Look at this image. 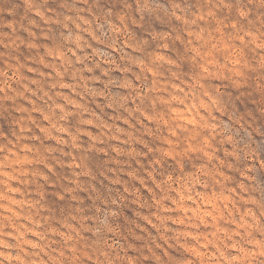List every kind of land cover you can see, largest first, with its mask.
Here are the masks:
<instances>
[{
    "label": "clouds",
    "instance_id": "9594fccd",
    "mask_svg": "<svg viewBox=\"0 0 264 264\" xmlns=\"http://www.w3.org/2000/svg\"><path fill=\"white\" fill-rule=\"evenodd\" d=\"M203 3L205 7L189 14L175 2L171 3L170 8H160L149 0H125L123 10L113 15L111 10L97 13L89 0H71V3L62 5L65 9L62 20L52 9L32 7V12L45 24L63 23L67 32L63 36L64 46L53 47V50L62 51L64 55L49 61V64H55L60 75L55 69L47 67L50 69L47 78L55 80L47 88L41 83L32 84L25 80L23 83L29 85L27 89L21 85V91L14 86L8 89L7 85L0 89V103L24 100L25 107L14 111L27 114L26 119L22 117L14 121L17 130L11 136L0 131V141H4L0 142V188L3 189L0 195L8 196L13 191L23 197L30 195L19 187H13L14 183L34 184L36 190L38 187L43 189L44 185L53 187L51 176L56 174L62 164L72 170L67 182L78 187L79 178L83 174L80 171L81 164L67 166L69 161L77 160L73 155L74 150L80 147L77 141L87 138L94 147H102L107 141H113L114 136L120 135L116 128L121 127L123 121L130 122L131 129L139 125L151 131L150 126L155 125L160 137L166 136L167 140L172 141L171 145L164 141L167 147L158 151L162 157L175 163L177 175L158 180L153 175L155 168L152 172H146L147 179L160 192L165 193L161 200L170 202L169 198H176L179 202L173 185L184 192L187 184L192 195L196 194V188L208 193L220 191L221 188L226 190L233 181L226 183L225 178L220 176L221 172L227 173L229 177H232L234 171L239 175L244 173V180L254 182L256 176L253 174L264 170V131L253 127L250 122H247L248 128H245L241 122L243 118L237 117L226 102L225 93L233 87L243 90L254 86L264 95V0H203ZM221 11L227 13L223 19L217 18V13ZM50 12L53 13L51 16L48 15ZM158 12H162L163 17L170 20L179 21L182 32L176 33L174 37L169 33L160 44L159 48L167 60L157 58L161 51L140 47L132 50L139 54L135 59L139 63H133L129 60L128 51L129 45L133 44L130 42L129 25L137 26L145 14ZM117 27L121 29L120 33H117ZM117 36L129 37L128 43H117L115 39L109 42L110 37ZM44 39L49 37L45 35ZM173 39L182 54L171 50L169 41ZM144 43L147 44V41ZM97 45L101 47L97 48ZM109 49L113 53H119V62L109 54ZM102 65H111L113 70L121 74L128 73L129 78H108L102 87H98L101 80L97 70ZM189 65L192 67L189 68ZM44 75L41 72V76ZM103 76H109L107 68L103 69ZM127 81L131 83L125 86ZM65 82L69 87L61 88L60 85ZM112 88L123 89L126 94L117 98L112 93ZM89 101H94L95 107ZM129 102L134 107H128ZM38 108L50 116L48 121L43 119V115H37ZM98 108L101 110L98 111ZM104 111L120 114L106 119ZM75 115L81 117L80 127L77 129L69 126L70 118ZM147 116H153L155 120L149 121ZM183 117H189L187 122ZM60 127H66L68 133H62ZM45 130L52 133L51 138ZM89 132L98 139L93 140L92 136L87 135ZM241 132L246 137L243 144L238 139ZM147 134L146 132L145 135ZM73 135L76 137L75 143ZM124 137L121 144L127 143ZM33 141L34 144L31 143ZM49 143L52 144L51 147L48 146ZM163 149H168L172 155L168 156ZM209 153H212V159L208 158ZM144 155L146 157L147 153ZM186 160L191 162L187 168ZM241 160L244 163L236 166V162ZM153 164L161 166L159 159L153 161ZM188 174H191V179ZM134 178L137 180L139 177ZM197 178L201 183H196ZM143 185L145 189L148 188L147 184ZM232 187L235 188V193L229 194L239 207L250 209L245 218L252 227L237 230L235 236H240L243 244L235 241L234 245L233 239L228 238L227 241L231 243L227 242L223 247L225 251L235 249L243 253V256L232 257L237 258L239 264H264V226L261 225L264 220V189L250 188L245 184L244 188H240L238 184ZM125 191L133 194L127 188ZM168 193H175V197ZM189 194L185 192L186 196ZM241 198L247 203L242 202ZM196 199L199 200V196ZM40 200H37L38 207L42 205ZM117 203L116 200L112 201L114 205ZM153 203L156 204L155 199ZM108 207L107 201H101V208ZM175 211L173 208L172 212ZM114 215L116 212L112 210L106 215L91 219L93 227L89 228L85 227L89 223L87 215L72 216L71 221L74 223L68 220L58 221L60 228L64 229L63 233H67L71 239L61 236V231H56L53 235L62 237L71 255H66L63 250L53 249L56 256L45 253L48 260L33 259L32 256H39V253H28L26 242L15 239L17 242L14 245L0 243V249L12 248L18 253L14 256L7 252L0 253V264H49V261L51 264H129L127 257L113 254L116 247L114 244L108 245L107 249L91 245L87 246L90 250H78L74 247L81 242L85 231L91 232L93 236L108 231V216ZM40 216L41 219L48 218L44 219V226L49 225L48 232L51 218L47 215ZM194 223L199 229V222ZM254 232L260 238H252ZM5 237L7 233L0 232V241H6ZM244 245H250L251 250L245 251ZM23 256L29 258L21 260ZM237 260H230L229 264H235ZM133 264L136 262L133 261ZM188 264L192 262L189 261ZM201 264H225V260L218 252L214 257L208 256L202 260Z\"/></svg>",
    "mask_w": 264,
    "mask_h": 264
},
{
    "label": "rangeland",
    "instance_id": "374dc122",
    "mask_svg": "<svg viewBox=\"0 0 264 264\" xmlns=\"http://www.w3.org/2000/svg\"><path fill=\"white\" fill-rule=\"evenodd\" d=\"M149 2L159 5L160 8H170L171 3H179L189 14L198 8L205 7L203 0H149ZM65 3H71V0H0V89H4L5 85L8 89L14 86L18 91H21L19 85L27 89L29 85L23 83L25 80L32 84L41 83L45 88L50 83H55V80L47 78V73L50 71L48 68L55 69L58 75L60 73L55 68V64H49V61L54 57H63V52L54 51L53 47L64 46L63 36L67 35V32L63 23L45 24L39 16L32 12L31 8L52 9L62 20L65 14L62 5ZM89 3L93 5V10L97 13L111 10L115 15L123 10L125 0H89ZM52 14L48 13L50 16ZM225 15L227 13L221 11L217 13V18L223 19ZM157 16L161 18L158 19ZM129 27L130 42H133L129 45V60L137 64L139 61L135 59L139 54L133 53L132 50L143 47L161 51L157 58L167 60L168 58L159 48L160 44L164 42L169 33H172L174 37L176 33L182 32L180 22L163 17L162 12L145 14L139 25H129ZM116 31L120 33L121 29L117 27ZM45 35L49 39H44ZM111 39H115L117 43L123 41L127 44L129 37H110L109 42ZM145 41L147 44L144 43ZM169 46L172 51L182 54L174 39L169 41ZM96 47L100 48L101 46L97 45ZM165 48H167L166 44ZM109 54L119 62V53H113L109 49ZM191 67L192 65H189V68ZM104 68L109 70L107 78L103 76ZM97 71L101 80L98 87H102L103 82L108 78L116 80L129 78L128 73L121 74L113 70L111 65H102ZM41 72H44L45 75L41 76ZM249 82L251 83V80ZM130 83L127 81L125 86ZM52 86L54 87V85ZM60 87L68 88L69 85L65 82ZM111 91L117 98L126 94L123 89L112 88ZM225 100L232 107L235 115L243 118L241 122L244 123L245 128H248L247 122H250L253 127L264 131V95L260 94L259 88L253 86L237 90L233 87L225 93ZM89 103L95 107L94 101H89ZM25 105L26 102L21 99H17L15 103L11 101L0 103V131L11 136L17 130L14 121L22 117L26 119L27 114L14 111V109L23 108ZM57 107L60 106L57 105ZM128 107H134V105L129 102ZM36 112L37 115H43L45 121L50 119V116L42 109L38 108ZM119 114V112H103L106 119L111 115ZM124 115L127 116V113ZM80 119L79 115L71 117L69 126L73 129L79 128ZM147 119L153 121L155 117L147 116ZM182 119L187 122L189 117ZM86 123L92 122L86 121ZM122 123L124 124L121 127L117 126L116 128L120 135L114 136L113 141H107L102 147H94L87 138L77 141L80 147L73 153L77 160L69 161L67 166L81 164L80 171L83 174L79 178L78 187L67 182V179L72 175V170L62 164L56 174L51 176L54 182L53 187L44 185L43 189L38 187L36 190L34 184L19 185L14 183L13 187H19L30 195L19 196L17 191H13L8 196L0 195V232L7 233V237L4 238L6 241H0V243L7 242L14 245L17 242L15 239H23L28 245L25 246L28 253H39V256L33 255V259L48 260V255L45 253H50L52 256L57 255L53 249H60L65 251L66 255H71L61 237L67 236V233H63L64 229L60 228L58 221L68 220L74 223L71 221L72 216L87 215L89 223L85 227L89 228L93 227L91 219L115 210L116 215L108 216V231L101 232L97 236L85 231L81 242L74 247L78 250H90L87 246L91 245L107 249L108 245L114 244L116 247L113 254L118 253L127 257L129 264H133V261L136 264H188L189 261L192 264H201L202 260L207 259L208 256L214 257L218 252L224 258L225 264H229L230 260H237L232 257L243 256V253L235 249L225 251L223 247V244L231 243V241H227L228 238L233 239L234 245L235 241L243 244L241 237L235 236L237 230L252 227L248 219L245 218L250 209H241L229 193H235V188L232 186L236 184L240 188H244L245 184L250 188L264 189V170H258L253 174L256 176L254 182L244 180V173L239 175L234 171L231 174L232 177H229L227 173L221 172L220 176L225 178V182L232 180L233 184L229 185L226 190L221 188L220 191L211 193L202 192L196 188V194L192 195L187 184H185L184 192L173 185L179 202L176 198H169L170 202L161 200L165 193L160 192L152 181L147 179L146 172H152L155 168L153 175L158 180H163L169 175L173 177L177 175L178 169L175 163L162 157L158 151L167 147L163 143L164 141H167L169 145L172 141L167 140L166 136L160 137L155 125L150 126L151 131H149L148 128H141L139 125L135 129H131L130 122L127 121ZM59 130L62 133H68L66 127H60ZM45 131L51 138L52 133L48 130ZM146 132L147 135H145ZM87 135L92 136V133L89 132ZM125 135L127 137H124ZM123 137L127 139L125 144H121L124 142ZM54 139H59V137H54ZM92 139L97 140L98 137L92 136ZM238 139L243 144L246 139L243 132L240 133ZM72 140L75 143L74 135ZM48 146L51 147L52 144L49 143ZM163 151L168 156L172 155L168 149H163ZM145 153H147L146 157ZM208 158L212 159V153L208 154ZM157 159L160 160L161 166L153 164V161ZM190 163L186 160L185 167L187 168ZM243 163V160L237 161L236 166H241ZM188 175L191 179V174ZM134 177L139 178L136 180ZM143 183L147 184L148 188L145 189ZM196 183H201L199 178ZM125 188L133 194H129ZM2 190L0 188V191ZM136 190H138L137 193ZM237 190L239 191V189ZM185 192L190 194L186 196ZM168 194L175 197V193ZM196 196H199V200L196 199ZM154 199L156 204L153 203ZM241 199L242 202L247 203V201H243V198ZM37 200H40L42 204L39 207ZM113 200L118 203L112 204ZM101 201H107L109 207L101 208ZM233 207H235V212H233ZM173 208H175V212H172ZM37 213L51 218L49 220L51 227L48 232L49 225L44 226V219L48 218L41 219ZM196 221L199 222V229L194 223ZM261 225L264 226V220L261 221ZM42 226L44 228H41ZM56 231H61V236L53 235ZM113 232L115 234H112ZM43 233L46 235L44 236ZM67 238L71 239V236H67ZM252 238L260 237L254 232ZM244 248L245 251L251 250L250 245H244ZM2 252L13 256L18 254L17 250L12 248L0 249V253ZM205 253L208 255L206 256ZM28 258L23 256L20 259ZM49 264H51L50 261ZM235 264H239V261L237 260Z\"/></svg>",
    "mask_w": 264,
    "mask_h": 264
}]
</instances>
